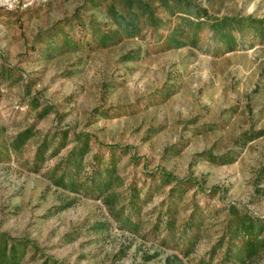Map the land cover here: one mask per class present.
<instances>
[{"label":"rangeland","instance_id":"1","mask_svg":"<svg viewBox=\"0 0 264 264\" xmlns=\"http://www.w3.org/2000/svg\"><path fill=\"white\" fill-rule=\"evenodd\" d=\"M9 3L0 240L19 264H239L233 218L264 237V0ZM109 166L103 193L69 189Z\"/></svg>","mask_w":264,"mask_h":264},{"label":"trees","instance_id":"2","mask_svg":"<svg viewBox=\"0 0 264 264\" xmlns=\"http://www.w3.org/2000/svg\"><path fill=\"white\" fill-rule=\"evenodd\" d=\"M175 46L179 45V44H174ZM64 138V136L62 137V139ZM255 138H250V141H252ZM23 135L16 141H23ZM15 143V144H16ZM45 147V145H43L41 147V149H43ZM86 149L87 146L85 145V143H80V147H76L72 153L69 155V157L67 158V162L70 165H73L74 167L79 166L77 162H75V158L74 156H78V157H82L85 153H86ZM67 167L66 169H71L68 164H66ZM65 169V170H66ZM112 167H108L107 171L105 172L106 178H107V182L104 185H100L99 183H97V173L93 174L92 179L90 180V184L89 186H87L88 184L86 182L77 185V181L74 180L71 177V181H70V187L69 189L72 191H80L83 192L81 188H83L84 186H86V193L88 191H90L92 188L98 190L99 192H97L98 194L103 193L104 191H106L109 186H110V182L111 180V173H112ZM65 172L60 176V178L58 180H56V184L58 186H62V187H67L66 184H64L65 181ZM96 178V181H95ZM166 178V177H165ZM171 182V180L166 181L165 184H169ZM68 189V188H67ZM88 189V190H87ZM135 197V195H134ZM137 198V197H136ZM106 202L110 203V198H108L106 200ZM231 214L233 215H237L238 212H236L235 210L231 211ZM236 218L234 219V223L229 224L228 225V229L231 231L230 233L233 235L232 240H241L242 243V247L241 249H235L233 250L232 248H234V243H232V247L229 248V255H227L225 257V261L227 262V258H233L235 261H237L239 264H244L245 261L247 260H252L254 259L256 256H258L261 251H264V237H262V233H263V228L259 225L257 226L254 221L252 220V218L244 216V215H240V216H235ZM232 219V220H233ZM169 227H171L170 225H168ZM183 237H181L182 239ZM194 238V237H193ZM193 238L189 239V244L186 246V250L184 251V253H187L189 250V247L191 246V244L193 243ZM180 238L178 239L177 243H179ZM236 243V242H235ZM237 248V247H236ZM19 258H18V249L15 246H8L7 240H0V264H19Z\"/></svg>","mask_w":264,"mask_h":264},{"label":"clouds","instance_id":"3","mask_svg":"<svg viewBox=\"0 0 264 264\" xmlns=\"http://www.w3.org/2000/svg\"><path fill=\"white\" fill-rule=\"evenodd\" d=\"M8 3V6L11 7V3H9V0H0V4Z\"/></svg>","mask_w":264,"mask_h":264}]
</instances>
